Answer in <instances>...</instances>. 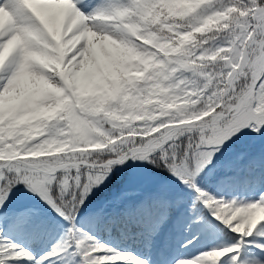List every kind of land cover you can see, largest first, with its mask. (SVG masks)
Returning <instances> with one entry per match:
<instances>
[{"label": "snow or ice", "instance_id": "snow-or-ice-1", "mask_svg": "<svg viewBox=\"0 0 264 264\" xmlns=\"http://www.w3.org/2000/svg\"><path fill=\"white\" fill-rule=\"evenodd\" d=\"M0 264H264V0H0Z\"/></svg>", "mask_w": 264, "mask_h": 264}]
</instances>
